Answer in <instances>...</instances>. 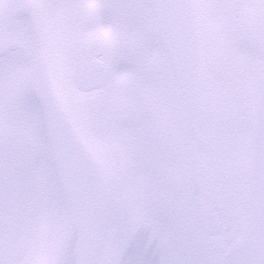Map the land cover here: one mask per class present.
Instances as JSON below:
<instances>
[{"label":"snow or ice","instance_id":"snow-or-ice-1","mask_svg":"<svg viewBox=\"0 0 264 264\" xmlns=\"http://www.w3.org/2000/svg\"><path fill=\"white\" fill-rule=\"evenodd\" d=\"M0 264H264V0H0Z\"/></svg>","mask_w":264,"mask_h":264}]
</instances>
